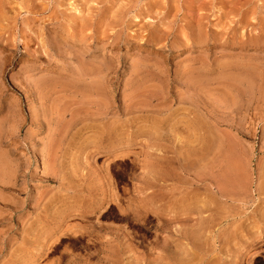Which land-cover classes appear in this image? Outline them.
<instances>
[{
    "label": "rangeland",
    "instance_id": "374dc122",
    "mask_svg": "<svg viewBox=\"0 0 264 264\" xmlns=\"http://www.w3.org/2000/svg\"><path fill=\"white\" fill-rule=\"evenodd\" d=\"M0 264H264V0H0Z\"/></svg>",
    "mask_w": 264,
    "mask_h": 264
}]
</instances>
